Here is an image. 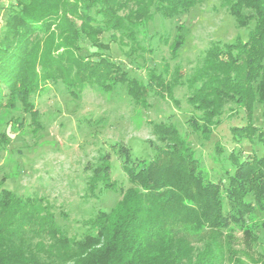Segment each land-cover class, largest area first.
Returning <instances> with one entry per match:
<instances>
[{
  "label": "trees",
  "instance_id": "16d2710c",
  "mask_svg": "<svg viewBox=\"0 0 264 264\" xmlns=\"http://www.w3.org/2000/svg\"><path fill=\"white\" fill-rule=\"evenodd\" d=\"M5 1L0 112L19 105L35 120L31 98L58 83L72 98L86 88L109 93L124 86L141 106L150 94L164 99L181 84L180 72L167 80L154 69L142 84L108 52L114 43L128 48L123 54L129 57L141 50L139 31L155 15L175 19L199 0ZM220 2L238 28L251 29L245 41L214 42L197 58L185 81L191 90L186 102L193 110L186 124L206 140L225 108L234 106L248 121L231 130L233 140L264 147V0ZM181 46L178 37L172 53ZM256 107L262 126L252 120ZM150 125L155 137V143L147 141L150 160L134 157L123 143L109 146L130 187L109 212L86 220L79 238L63 232L45 198L0 189V264H238L225 235L243 227L256 210L264 212V151L244 158L231 153L232 173L213 181L169 117ZM5 143L0 132V150ZM84 172L85 198L97 199L98 189L116 191L109 152L87 162ZM195 237L203 247L193 254L189 241ZM257 262L264 264V253Z\"/></svg>",
  "mask_w": 264,
  "mask_h": 264
},
{
  "label": "rangeland",
  "instance_id": "374dc122",
  "mask_svg": "<svg viewBox=\"0 0 264 264\" xmlns=\"http://www.w3.org/2000/svg\"><path fill=\"white\" fill-rule=\"evenodd\" d=\"M6 5L5 0H0V28L7 15ZM250 29L251 26L238 28L220 0H199L175 19L155 15L139 31L141 50L129 57L123 54L128 48L123 51L120 45L110 44L111 60L142 84L147 83L149 69L164 74L167 80L175 71L180 72L181 84L173 88L170 96L161 99L150 94L146 105L141 106L134 104L124 86H117L109 93L86 88L78 98H72L58 83L45 86L31 98L35 120L19 105L15 110L0 112V132L6 138L0 150V189L45 198L63 232L79 238L85 230L84 222L98 211L109 212L121 200V192L130 187L119 159L109 151V146L123 143L134 157L150 160L153 151L147 141L155 143L150 122L164 121L167 117L206 175L213 181L225 180L226 173L233 171L228 161L231 153L240 158L253 151L262 155L264 147L233 140L231 130L245 126L248 121L246 113L234 106L225 108L220 125L208 139L192 132L186 124L193 110L186 102L191 90L185 81L197 58L212 43H230L236 37L245 41ZM178 37H182V46L173 54L171 46ZM103 40L107 42L108 35ZM252 120L262 126L258 107ZM107 152L116 191L98 189L97 199L85 198L88 176L85 164ZM225 239L235 251L234 262L257 264V257L264 253V212L256 210L243 227H232ZM189 244L193 254L202 250L203 242L196 237Z\"/></svg>",
  "mask_w": 264,
  "mask_h": 264
}]
</instances>
